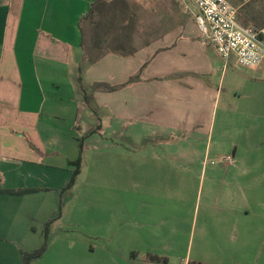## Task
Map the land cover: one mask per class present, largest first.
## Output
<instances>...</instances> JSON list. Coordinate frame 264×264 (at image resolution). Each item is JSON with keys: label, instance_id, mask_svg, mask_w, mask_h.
<instances>
[{"label": "crops", "instance_id": "crops-1", "mask_svg": "<svg viewBox=\"0 0 264 264\" xmlns=\"http://www.w3.org/2000/svg\"><path fill=\"white\" fill-rule=\"evenodd\" d=\"M228 1L242 25L264 27V0ZM97 2L0 0V264H25L46 230L47 250L31 264H174L186 232L176 219L175 174L187 172L176 163L189 170L193 162L202 166L204 236L231 251L228 264H264L263 64L239 69L225 61L216 88L218 67L190 25L181 37L173 32L133 55L89 64L85 21ZM236 114L251 124L252 151L209 169L217 115L222 123ZM87 146L99 159L137 161L129 177L138 179L91 198L80 212L86 235L58 242L51 231L65 218L61 194Z\"/></svg>", "mask_w": 264, "mask_h": 264}, {"label": "rangeland", "instance_id": "rangeland-1", "mask_svg": "<svg viewBox=\"0 0 264 264\" xmlns=\"http://www.w3.org/2000/svg\"><path fill=\"white\" fill-rule=\"evenodd\" d=\"M185 25H190L191 29L194 28L193 32L197 34V39L205 42L192 16L174 0H98L85 21V54L89 58L90 53L96 46V52L91 56L93 58L100 55H103L101 57L103 58L109 54L119 57L133 55L150 43L161 40L170 33L175 32V35L181 37L184 34L183 32L180 33L179 29ZM204 49L208 58L218 67V71L214 72L215 75H211L213 80L211 83L216 84L215 87L217 88L225 60L218 55L211 45L206 44ZM262 64L264 66V61ZM78 82L76 83L77 89L83 94V85ZM87 100L86 97H83L84 102ZM220 117L217 115V122L211 134L212 139L208 143V154L210 155L207 164L209 169L222 161L224 162L228 156L234 155L236 151H252V146L247 150L251 131L249 121L243 116L239 119L236 114L235 118L219 123ZM87 147L81 165L82 174L76 178L73 187L67 188L64 186L69 182L74 168L72 167L70 171L64 172L68 174H66L63 183L65 190L61 194L60 212L65 215V218L58 224V228H56V225L51 231V238L58 239V242L63 238V241H67V243L69 241L70 243L75 241L78 236L86 235L87 228L86 225H83L81 219L83 216L80 215V212L83 211L82 208L86 207L91 198H104L105 195H110V193H105L106 190L118 186L121 179L124 182L126 181L127 184L131 183V180L138 179L129 177V175H135L130 171L136 172L137 161L121 160L119 156L99 159L97 158L98 153L89 149V146ZM204 147V145H200L199 150L202 152ZM258 147V151H264V143ZM108 153H113V151H108ZM192 164L189 170L188 168L185 170L182 165L176 163L177 169L187 172L186 175L182 173L175 174L176 201L181 203L182 210L177 212L176 219L177 223H183L186 232L183 239L184 247L176 252L177 256H174L173 262L174 264H184L187 259L203 264H228L232 259L231 251L222 246V242H219L221 246H218L214 236L206 237L203 234L205 221L200 212H202L203 205L206 202V194L201 192L202 189L200 190L202 166L198 162ZM120 172H122V177ZM208 178L209 175L207 174L204 186L208 183ZM182 185L188 186L190 190L180 191L179 186ZM118 194L119 192L115 191L111 195L118 197ZM84 218L86 219V214ZM74 219L77 220V223ZM84 223L86 224L85 220ZM61 234H65V236ZM43 262V264H51L49 259H44Z\"/></svg>", "mask_w": 264, "mask_h": 264}, {"label": "built area", "instance_id": "built-area-1", "mask_svg": "<svg viewBox=\"0 0 264 264\" xmlns=\"http://www.w3.org/2000/svg\"><path fill=\"white\" fill-rule=\"evenodd\" d=\"M192 16L204 44L215 48L226 62L237 68H256L264 61V27L244 26L238 10L228 0H174ZM232 156L225 162L232 164Z\"/></svg>", "mask_w": 264, "mask_h": 264}, {"label": "trees", "instance_id": "trees-1", "mask_svg": "<svg viewBox=\"0 0 264 264\" xmlns=\"http://www.w3.org/2000/svg\"><path fill=\"white\" fill-rule=\"evenodd\" d=\"M97 44V42H96ZM97 47L95 46V48L93 49V51L90 53V55H94V53L96 52V49ZM106 55V54H104ZM89 57L87 59L88 63L89 64H92V63H95L99 58H101L103 55H100L96 58H93V57ZM80 152L82 153L83 151V141H80ZM81 164H82V160L81 158L79 157L78 160H76L73 164L71 162V165L75 166V169L73 171V175H72V178L70 180V182L68 183V186L67 188H71L75 185V181H76V178L78 177V175L80 174V171H81ZM36 190H22V191H6L5 193H8V194H12V195H24V194H28V193H33L35 192ZM49 226V224H48ZM45 237H46V240H45V243L44 245L39 249V250H36L32 253H24V256H25V264H31V262L35 259H38L40 257H42L44 255V253L46 252L47 250V240H48V231L46 230V233H45ZM189 264H202L200 262H191Z\"/></svg>", "mask_w": 264, "mask_h": 264}]
</instances>
